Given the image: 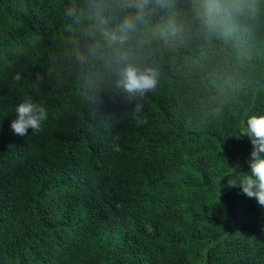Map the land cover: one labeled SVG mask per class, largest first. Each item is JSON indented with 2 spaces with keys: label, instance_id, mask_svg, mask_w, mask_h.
<instances>
[{
  "label": "trees",
  "instance_id": "obj_1",
  "mask_svg": "<svg viewBox=\"0 0 264 264\" xmlns=\"http://www.w3.org/2000/svg\"><path fill=\"white\" fill-rule=\"evenodd\" d=\"M67 4L0 0V264H264V207L228 186L251 173L237 137L264 115V28L227 53L198 38L162 50L139 123L125 94L97 104L46 76ZM26 97L48 119L21 137Z\"/></svg>",
  "mask_w": 264,
  "mask_h": 264
},
{
  "label": "clouds",
  "instance_id": "obj_2",
  "mask_svg": "<svg viewBox=\"0 0 264 264\" xmlns=\"http://www.w3.org/2000/svg\"><path fill=\"white\" fill-rule=\"evenodd\" d=\"M63 17L66 36L49 38L46 76L57 83L75 81L97 104L104 94L115 99L123 93L134 101L132 117L146 123L141 117L143 101L160 82L162 50L198 38L206 47L215 43L227 53L264 28V0H68ZM38 43L33 39L29 48H18L15 55L36 52ZM220 67L226 71V59ZM12 79L19 82L22 76L16 73ZM15 112L11 128L21 137L28 136L29 129L40 132L48 119L47 109L31 97ZM240 137L252 145L251 173H241L239 186H228L240 188L264 207V115L249 114ZM114 150L121 149L117 145Z\"/></svg>",
  "mask_w": 264,
  "mask_h": 264
},
{
  "label": "water",
  "instance_id": "obj_3",
  "mask_svg": "<svg viewBox=\"0 0 264 264\" xmlns=\"http://www.w3.org/2000/svg\"><path fill=\"white\" fill-rule=\"evenodd\" d=\"M248 113H246V115H247Z\"/></svg>",
  "mask_w": 264,
  "mask_h": 264
}]
</instances>
